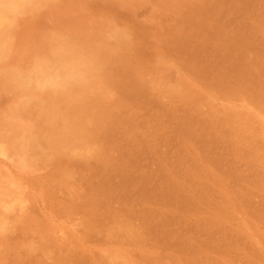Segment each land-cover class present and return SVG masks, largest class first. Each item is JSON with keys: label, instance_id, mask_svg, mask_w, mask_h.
Listing matches in <instances>:
<instances>
[{"label": "rangeland", "instance_id": "374dc122", "mask_svg": "<svg viewBox=\"0 0 264 264\" xmlns=\"http://www.w3.org/2000/svg\"><path fill=\"white\" fill-rule=\"evenodd\" d=\"M0 26V264H264V0H0Z\"/></svg>", "mask_w": 264, "mask_h": 264}, {"label": "bare ground", "instance_id": "6f19581e", "mask_svg": "<svg viewBox=\"0 0 264 264\" xmlns=\"http://www.w3.org/2000/svg\"><path fill=\"white\" fill-rule=\"evenodd\" d=\"M40 1H41V0H40ZM52 1H53V0H52ZM30 2H31V1H30ZM47 3H48V2H47ZM49 3H50V2H49ZM38 4L40 5V3H38ZM38 4H37V5H38ZM35 6H36V5H34V7H35ZM42 6H43V5L41 4V7H42ZM22 7H24V6H22ZM4 8H5V7H4ZM16 10H17V9H16ZM34 10H35V9H34ZM24 12H25V11H24ZM25 13H26V12H25ZM4 14H5V13H4ZM4 14H3V16H4ZM13 14H14V13H13ZM1 16H2V14H1ZM12 17H13V16H12ZM2 18H3V17H2ZM5 18H6V17H5ZM3 19H4V18H3ZM10 20H11V18H10ZM2 22H3V21H2ZM7 22L9 23L10 21H7ZM13 22H14V21H13ZM3 23H4V22H3ZM6 24H7V23H6ZM12 25H13V23H12ZM2 26H3V25H2ZM2 26H0V27H2ZM7 26H8V25H7ZM8 27H9V26H8ZM221 27H222V26H221ZM223 28H224V27H223ZM1 29H2V28H1ZM1 29H0V30H1ZM5 29H6V28H5ZM5 29H4V30H5ZM220 29H221V28H220ZM223 30H224V29H223ZM10 31H11V30H10ZM2 33H3V32H2ZM0 34H1V33H0ZM12 34H13V33H12ZM116 34H117V33H116ZM119 34H120V33H119ZM9 35H10V34H9ZM4 36H6V35H4ZM48 36H49V35H48ZM53 36H54V35H53ZM0 37H1V36H0ZM124 37H128V36H124ZM9 38H10V37H9ZM50 38H51V36H50ZM103 38H104V37H103ZM117 38H118V35H117ZM243 39H244V38H243ZM106 40H107V39H106ZM106 40H105V41H106ZM115 40H116V39H115ZM127 40H128V39H127ZM1 41H2V39H1ZM61 41H62V40H60V42H61ZM117 41H118V40H117ZM6 42H7V41H6ZM46 42H47V41H46ZM56 42H57V41H56ZM68 42H69V41H68ZM57 43H58V42H57ZM118 43H119V42H118ZM3 44H4V43H3ZM3 44H2V45H3ZM116 44H117V43H116ZM5 46H6V45H5ZM45 46H46V45H45ZM70 46H71V45H70ZM72 46H73V45H72ZM72 46H71V47H72ZM1 47H2V46H1ZM48 47H49V46H48ZM6 48H7V47H6ZM65 48H66V47H65ZM50 49H51V48H50ZM50 49H49V50H50ZM0 50H1V48H0ZM85 50H86V49H85ZM47 51H48V50H47ZM50 51H51V50H50ZM50 51H48V52H50ZM79 51H80V50H79ZM79 51H78V52H79ZM81 51H82V50H81ZM107 51H109V50H107ZM6 52H7V51H6ZM3 53H4V52H3ZM42 53H43V52H41V54H42ZM44 53H45V52H44ZM80 53H81V52H80ZM83 53H84V52H83ZM87 53H88V52H87ZM61 54H62V52H61ZM71 54H73V53H71ZM64 55H65V54H64ZM39 56H41V55H39ZM47 56H48V55H47ZM67 56H68V55H67ZM42 57H44V55H43ZM48 57H49V56H48ZM65 57H66V56H65ZM20 58H22V57H20ZM68 58H70V56H68ZM37 59H38V58H37ZM65 59H66V58H65ZM0 60H1V59H0ZM41 60H43V58H42ZM55 60H56V59H55ZM69 60H70V59H69ZM37 61H38V60H37ZM57 61H58V60H57ZM24 62H25V61H24ZM61 62H62V61H61ZM37 63H38V62H37ZM48 63H49V62H48ZM56 66H57V65H56ZM73 67H74V66H73ZM21 68H22V67H21ZM54 68H55V67H54ZM75 68H76V67H74V69H75ZM25 69H26V68H25ZM52 69H53V68H52ZM21 71H23V70H21ZM64 72H65V71H64ZM85 73H86V72H85ZM99 73H101V72L99 71ZM132 73H133V72H132ZM95 74H97V72H96ZM236 74H237V73H236ZM99 75H100V74H99ZM101 75H102V74H101ZM101 75H100V76H101ZM238 75H239V74H238ZM85 76H86V75H85ZM87 76H88V75H87ZM236 76H237V75H236ZM3 77H4V76H3ZM103 77H104V75H103ZM87 78H88V77H87ZM237 78H238V76H237ZM243 78H244V77H243ZM88 79H89V78H88ZM88 79H87V80H88ZM99 79H100V78H99ZM240 79H241V78H240ZM7 80H8V79H7ZM42 80H43V79H42ZM82 80H83V78H82ZM84 80H85V79H84ZM144 80H145V79H144ZM131 82H132V81H131ZM137 82H138V81H137ZM147 82H148V81H147ZM143 83H144V82H143ZM143 83H142V84H143ZM61 84H62V83H61ZM41 86H42V85H41ZM74 86H75V85H74ZM142 86H143V85H142ZM225 86H226V85H225ZM230 86H231V84H230ZM140 87H141V86H140ZM140 87H139V88H140ZM145 87H146V86H145ZM147 87H148V86H147ZM34 88H35V87H34ZM55 88H56V87H55ZM139 88H138V89H139ZM227 88H228V87H227ZM170 89H171V88H170ZM28 90H30V89H28ZM108 90H109V89H108ZM142 90H143V88H142ZM26 91H27V90H26ZM34 91H35V90H34ZM53 91H54V90H53ZM137 91H138V90H137ZM175 91H176V90H175ZM51 92H52V91H50V93H51ZM230 92H231V91H230ZM109 93H110V92H109ZM44 94H45V93H44ZM52 94H53V93H52ZM101 94H102V93H101ZM101 94L98 95V96H102V97H103L104 94H103V95H101ZM105 94H106V93H105ZM107 94H108V93H107ZM227 94H229V93H227ZM231 94H232V93H231ZM92 95H93V94H92ZM94 95H97V94L94 93ZM94 95H93V96H94ZM135 95H136V94H135ZM137 95H138V94H137ZM163 95H164V94H163ZM45 96H46V95H45ZM42 97H44V96H42ZM104 97H105V96H104ZM49 98H51V97H49ZM80 98H81V97H80ZM20 99H21V98H20ZM106 100H108V99H106ZM81 101H82V100H81ZM89 101H90V100H89ZM7 102H8V101H7ZM82 102H83V101H82ZM9 104H10V103H9ZM12 105H13V103H12ZM12 105H11V106H12ZM14 105H15V104H14ZM224 106H225V105H224ZM16 108H17V107H16ZM104 108H105V107H104ZM104 108H103V109H104ZM2 109H3V108H2ZM84 109H85V108H84ZM105 109H106V108H105ZM98 110H100V109H98ZM83 111H84V110H83ZM13 112H14V110H13ZM84 112H85V111H84ZM218 112H219V111H218ZM7 113H8V112H7ZM7 113H6V114H7ZM41 113H42V112H41ZM41 113H40V114H41ZM99 113H101V112H99ZM102 113H103V112H102ZM221 113H222V112H221ZM64 114H65V113H64ZM68 114H70V113H68ZM224 114H225V113H224ZM33 115H34V114H33ZM84 115H85V114H84ZM6 116H7V115H6ZM11 116H12V115H11ZM43 116H44V115H43ZM62 116H63V115H62ZM100 116H101V115H100ZM102 116H103V115H102ZM258 116H260V115H258ZM8 118H9V116H8ZM99 118H101V117H99ZM258 118H259V117H258ZM79 119H80V118H79ZM95 119H96V118H95ZM4 120H5V119H4ZM13 120H15V119H13ZM77 120H78V119H77ZM77 120H76V121H77ZM80 120H82V119H80ZM90 120H91V119H90ZM23 122H24V121H23ZM31 122H32V121H31ZM33 122H34V121H33ZM59 123L61 124V122H58V124H59ZM74 123H75V121H74ZM74 123H73V124H74ZM80 123H81V122H80ZM23 124H24V123H23ZM75 124H76V123H75ZM77 124H78V122H77ZM93 124H94V122H93ZM27 125H28V124H27ZM31 125H32V123H31ZM82 125H83V124H82ZM90 125H92V123H91ZM35 126H36V125H35ZM32 127H33V126H32ZM38 127H39V126H38ZM74 127H75V126H74ZM74 127H73V128H74ZM87 127H90V126H87ZM91 127H92V126H91ZM5 128H6V127H5ZM34 128H35V127H34ZM32 129H33V128H32ZM87 129L89 130V128H87ZM69 132H70V131H69ZM82 132H83V131H82ZM10 134H11V133H10ZM83 134H86V133H83ZM111 134H112V133H111ZM70 135H71V134H70ZM134 135H135V134H134ZM53 136H54V135H53ZM84 136H85V135H84ZM84 136H83V137H84ZM54 137H55V136H54ZM37 139H38V138H37ZM39 140H40V139H39ZM43 140H44V139H43ZM52 140L55 141L54 139H52ZM57 140H58V138H57ZM50 141H51V140H50ZM0 142H1V141H0ZM62 142H64V141H62ZM69 142H70V141H69ZM1 143H3V141H2ZM44 143H45V142H44ZM44 143H43V144H44ZM55 143H56V142H55ZM34 144H35V143H34ZM48 144H50V142H48ZM35 145H36V144H35ZM6 146H7V145H6ZM41 146H42V147H45L44 145H41ZM41 146H40V149H41ZM73 148H74V147H73ZM114 148H115V147H114ZM45 149H46V147H45ZM42 150H43V149H42ZM42 150H41V151H42ZM69 150H71V148H70ZM74 151H75V150H74ZM74 151H73V152H74ZM28 152H29V151H28ZM28 152H27V153H28ZM37 152H38V151H37ZM47 152H48V150H47ZM8 153H9V152H8ZM11 153H12V152H11ZM30 153H31V151H30ZM111 153H112V152H111ZM28 154H29V153H28ZM44 154H47V153H44ZM19 155H20V154H19ZM33 155H35V152H34ZM116 155H117V154H116ZM3 156H4V155H3ZM26 156H27V155H26ZM45 156H47V155H45ZM6 157H7V156H6ZM24 157H25V155H24ZM35 157H36V156H35ZM108 157H109V155H108ZM10 158H11V157H10ZM90 159H91V158H90ZM90 159H89V160H90ZM104 159H105V157H104ZM12 160H13V159H12ZM16 160H17V159H16ZM136 160H137V159H136ZM117 161H118V160H117ZM36 162H37V161H36ZM136 162H137V161H136ZM72 163H73V162H72ZM105 163H107V162H105ZM110 163H111V162H110ZM113 163H114V162H113ZM34 164H35V163H34ZM107 164H108V163H107ZM130 164H131V163H130ZM96 165H97V164H96ZM88 166H89V165H88ZM70 167H71V166H70ZM31 168H32V167H31ZM131 168H132V167H131ZM112 169H113V168H112ZM123 169H124V168H123ZM137 169H138V168H137ZM116 170H117V169H116ZM121 171H122V170H121ZM125 172H127V170H126ZM118 173H119V172H118ZM130 173H131V172H130ZM132 173H133V172H132ZM112 174H113V173H112ZM116 174H117V173H116ZM123 174H124V173H123ZM123 174H122V175H123ZM117 175H118V174H117ZM153 175H154V174H153ZM131 177H132V176H131ZM131 177H130V178H131ZM134 177H135V176H134ZM134 177H133V178H134ZM143 177H144V176H143ZM1 178H2V177H1ZM127 178H128V177H127ZM144 178H145V177H144ZM2 179H3V178H2ZM109 179H110V178H109ZM123 180H125V179H123ZM4 181H5V180H4ZM120 181H121V180H120ZM132 181H133V180H132ZM125 182H126V181H125ZM127 182H128V181H127ZM0 183H1V182H0ZM4 183H5V182H4ZM128 183H129V182H128ZM1 184H2V183H1ZM11 184H12V183H11ZM104 184H105V183H104ZM124 184H125V183H124ZM131 185H132V184H131ZM102 186H103V185H102ZM122 186H123V185H122ZM9 187H10V185H9ZM100 187H101V186H100ZM109 187H110V186H109ZM146 188H147V187H146ZM16 189H17V188H16ZM98 189H99V188H98ZM104 189H105V188H104ZM0 190H1V189H0ZM120 190H121V189H120ZM149 190H150V189H149ZM14 191H15V190H14ZM16 191H17V190H16ZM18 191H19V190H18ZM139 191H140V190H139ZM101 192H102V191H101ZM142 192H143V191H142ZM3 194H4V193H3ZM100 194H101V193H100ZM119 194H120V193H119ZM142 194H143V193H142ZM2 196H3V195H2ZM17 196H18V195H17ZM101 196H102V195H101ZM0 198H1V197H0ZM10 198H11V197H10ZM110 198H111V197H110ZM12 199H13V198H12ZM12 199H10V200H12ZM10 200H9V202H10ZM158 200H159V199H158ZM7 201H8V200H6V202H7ZM114 201H115V200H114ZM120 201H121V200H120ZM161 201H162V200H161ZM11 202H12V201H11ZM95 202H96V201H95ZM93 204H94V203H93ZM99 204H100V203H99ZM102 206H103V205H102ZM14 207H15V206H14ZM16 208H18V207H16ZM125 209H126V208H125ZM138 212H139V211H138ZM1 213H2V212H1ZM11 213H12V212H11ZM61 214H62V212H61ZM140 214H141V213H140ZM15 215H16V214H15ZM12 217H13V216H12ZM142 217H143V216H142ZM145 217H146V216H145ZM147 217H148V216H147ZM120 219H121V218H120ZM149 219H150V218H149ZM8 220H9V219H8ZM109 220H110V219H109ZM124 220H125V219H124ZM164 221H166V220H164ZM123 222H124V221H123ZM128 222H129V221H128ZM126 223H127V222H126ZM146 223H148V222H146ZM121 224H122V223H121ZM157 226H159V225H157ZM6 227H8V226H6ZM122 230H124V229H122ZM125 230H126V229H125ZM125 230H124V231H125ZM118 232H119V230H118ZM127 232H128V230H127ZM121 233H122V231H121ZM115 234H116V233H115ZM115 234H114V235H115ZM125 234H126V233H125ZM136 234H137V233H136ZM120 235H121V234H120ZM120 235H119V236H120ZM53 238H54V237H53ZM48 239H49V238H48ZM112 239H113V238H112ZM122 239H123V238H122ZM126 239H127V237H126ZM127 240H128V239H127ZM131 240H132V239H131ZM247 240H248V239H247ZM49 241H50V240H49ZM128 241H129V240H128ZM112 243H113V242H112ZM1 244H2V243H1ZM66 246H67V245H66ZM74 247H75V246H74ZM67 248H68V247H67ZM75 249H76V248H75ZM77 249H78V248H77ZM113 257H114V256H113ZM106 259H107V258H106ZM115 262H116V261H115ZM119 262H120V261H119ZM110 263H111V262H110ZM111 264H112V263H111Z\"/></svg>", "mask_w": 264, "mask_h": 264}]
</instances>
